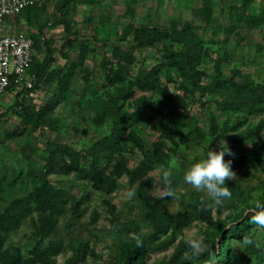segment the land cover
<instances>
[{"label":"rangeland","instance_id":"374dc122","mask_svg":"<svg viewBox=\"0 0 264 264\" xmlns=\"http://www.w3.org/2000/svg\"><path fill=\"white\" fill-rule=\"evenodd\" d=\"M60 2L34 0L33 7L23 14L5 19L0 30L3 35H32L34 63L43 62L42 67L28 72L32 88L27 89L24 83L0 98V213L39 185L28 172L43 166L48 142L67 143L89 155L94 144L110 134L112 122H102L99 117L107 105L104 63L116 45L134 56V77L142 70L164 65L155 90L134 87L135 94L126 101L130 109L142 103L145 110L128 124L120 154L128 159L130 168L139 164L142 152L132 140L136 133L146 150L158 142L169 157L149 172V205L138 194L125 198V192L134 188L126 176L118 178L112 193L99 188L91 177L89 158L81 162L83 173L52 176L50 182L62 194L58 210L51 215L53 228L43 227L47 213L42 214L34 204L22 207L19 216L0 226V264H13L17 259L28 264L37 243L52 250L48 253L50 263L36 264H121V230L132 224L138 227L148 249L139 257V264H208L207 256L182 260L187 251L184 239L189 235L202 236L217 248L213 264L226 245L234 264H264V228L253 224L242 235L229 233L249 218L246 210L256 200L264 199V124L259 127L264 123V110L257 113L240 105L221 107L218 102L237 100L247 89L232 84L222 89L213 86L216 80L241 82L246 77L254 85L264 86V0H71L66 15L71 33L57 10ZM185 23L201 40L198 68L204 72L202 84L212 87L211 91L194 88L174 66L169 48L179 47L177 44L167 40L141 48L134 41V31L140 26L170 29ZM8 25L15 28L7 30ZM69 40L74 42L72 46ZM79 56L83 57L81 62ZM162 86L168 87L184 108L165 99ZM30 105L34 108L27 110ZM28 111L32 116L24 117ZM212 117L221 130L232 134L222 138L235 154L227 157H245V162L239 171L232 168L236 179L226 181L231 199L221 207L201 211L203 194L186 184L183 174L206 155ZM172 161V187L177 198L161 199L162 169ZM114 164L104 163L107 174L112 175ZM148 212L160 220L162 231L155 230ZM184 212L188 222L180 230L175 223ZM42 229L49 232L44 235ZM129 235L138 238L134 232ZM245 235L254 244L241 250L237 241Z\"/></svg>","mask_w":264,"mask_h":264},{"label":"trees","instance_id":"16d2710c","mask_svg":"<svg viewBox=\"0 0 264 264\" xmlns=\"http://www.w3.org/2000/svg\"><path fill=\"white\" fill-rule=\"evenodd\" d=\"M71 0H61L57 6V10L64 15L65 26L68 33H71L70 22L66 19V15L70 10ZM33 7V3L27 7L26 10ZM23 11L21 14H23ZM20 14V15H21ZM18 17V16H17ZM253 23V19H251ZM62 21L59 24H63ZM34 42L35 39L32 35H29ZM170 40L179 47H170L169 52L171 58L174 60V66L182 73L184 78L191 83L194 88L200 89L201 92L211 91L212 87L202 84V76L204 72L199 70L202 55V43L201 40L191 29L188 23H185L182 27L177 25L170 29H161L151 26H140L134 31V41L138 47H150L157 43ZM70 45L74 44L69 40ZM80 57V62L83 60ZM34 54L32 57V63L28 70L32 71L36 66L42 67V64L34 63ZM79 61H77L78 63ZM135 58L132 54L121 50L119 46H114L112 57L107 59L104 63V68L107 75V105L101 113L99 120L104 122L109 119L112 122V129L110 134L104 136L98 140L94 146L90 149L89 155L84 154L82 151L74 149L67 143L62 142H48L47 156L45 157L44 164L41 168H30L28 174L35 178L39 185L31 191L27 196L15 199L3 213H0V226L5 227L4 221L17 217L22 212V207L31 206L34 204L35 208L42 214H46L43 227L53 228L55 221L51 215L55 213L57 207H59L62 194L60 190L55 188L50 182L51 177L54 175H68L74 172L83 173L81 162L88 160L90 163V173L93 181L99 188L112 193L118 187V178L121 176L128 177L130 183L135 188L137 194L141 197L142 201L149 205L152 201L151 195L148 193L149 186L151 185V177L149 172L156 163H163L168 160V153L164 151L162 145L158 142L154 143L150 149L144 148V142L140 136L136 133L132 134V140L135 146L142 152V159L139 164L130 168L128 165V159L120 154L121 141L128 130V124L131 121L136 120L145 110L144 104L140 103L135 109H130L126 106V101L135 94L134 87L141 91H152L159 86L158 75L164 65L158 64L151 67L148 70L140 71L135 77L132 70V64H134ZM75 64L72 67L75 68ZM134 78V81H128V79ZM228 84H232L237 89H247L246 95L239 99H230L222 102H218L221 107L229 106H244L252 112H261L264 110V86L254 85L247 77L241 82H227L226 80H216L213 84L215 89H222ZM13 87V86H12ZM10 87V88H12ZM186 86L185 88H187ZM9 88V89H10ZM164 98L170 101L173 105L180 108H184L180 99L174 96L168 87L162 86L160 88ZM23 104V102H22ZM34 108L33 105L27 107V110ZM28 113H23L24 117H31ZM157 112L162 113L157 108ZM164 116L167 114L164 113ZM263 122L260 124V128L263 126ZM210 133L211 141L209 148L219 151V146L222 143V138H231L232 134L228 131L221 130L215 117L210 121ZM233 137H236L235 135ZM208 148V150H209ZM226 161L231 160V167L236 171L241 170L244 165L245 157L229 159L225 155ZM115 161L112 175L107 174L105 162ZM137 184V185H136ZM264 202V199L261 201ZM147 218L151 221L153 227L157 232L163 230V225L156 215L152 213H146ZM208 219L209 217H205ZM188 217L184 212L177 219L175 226L178 229H182L187 225ZM250 218L241 224V226L235 225L229 233L231 235H242L245 228L251 227ZM49 231L45 229L41 230V233L46 235ZM130 232H134L138 238L131 237ZM121 236L123 244L119 249V262L121 264H139V257L147 253L144 237L140 234V231L136 225H129L121 230ZM1 243V241H0ZM228 245L224 246L222 254L218 256L216 264H234L231 261V251ZM52 249L50 247L42 248L37 243L33 249V258L28 264L50 263L49 254ZM13 264H25L20 259H17Z\"/></svg>","mask_w":264,"mask_h":264},{"label":"clouds","instance_id":"9594fccd","mask_svg":"<svg viewBox=\"0 0 264 264\" xmlns=\"http://www.w3.org/2000/svg\"><path fill=\"white\" fill-rule=\"evenodd\" d=\"M219 148V151L209 148L206 155L192 163L183 174L184 182L197 193L203 194L199 200L201 211L221 207L225 200H230L232 197V191L226 186V181L236 179V173L231 167L232 161H226L224 157L226 154L228 156H234L235 154L224 140H222ZM174 167L175 161H172L167 168L162 169L163 187L159 189L162 193L161 199L165 197L177 198L176 190L172 187ZM136 196L135 188L128 189L125 192L126 199L130 200ZM246 215L249 216L250 223L264 228V202L256 200L246 210ZM184 243L187 246V251L183 254L182 260L189 261L193 257L207 256L209 257L208 264H213L217 248L207 243L202 236L189 235L184 239ZM253 244L254 240L245 235L242 240L237 241V248L243 250L244 247Z\"/></svg>","mask_w":264,"mask_h":264},{"label":"built area","instance_id":"2783aa9c","mask_svg":"<svg viewBox=\"0 0 264 264\" xmlns=\"http://www.w3.org/2000/svg\"><path fill=\"white\" fill-rule=\"evenodd\" d=\"M34 0H0V30L5 19L19 16ZM34 54L33 39L26 33L0 34V98L10 87H19L28 81V70Z\"/></svg>","mask_w":264,"mask_h":264},{"label":"crops","instance_id":"0c3cea01","mask_svg":"<svg viewBox=\"0 0 264 264\" xmlns=\"http://www.w3.org/2000/svg\"><path fill=\"white\" fill-rule=\"evenodd\" d=\"M15 27L13 25H8L7 30L14 29Z\"/></svg>","mask_w":264,"mask_h":264}]
</instances>
